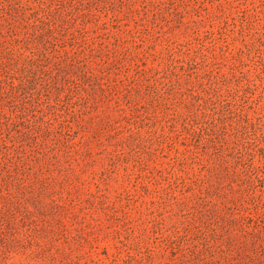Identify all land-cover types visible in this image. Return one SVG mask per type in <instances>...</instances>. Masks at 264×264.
I'll use <instances>...</instances> for the list:
<instances>
[{
	"label": "rangeland",
	"instance_id": "374dc122",
	"mask_svg": "<svg viewBox=\"0 0 264 264\" xmlns=\"http://www.w3.org/2000/svg\"><path fill=\"white\" fill-rule=\"evenodd\" d=\"M0 264H264V0H0Z\"/></svg>",
	"mask_w": 264,
	"mask_h": 264
}]
</instances>
